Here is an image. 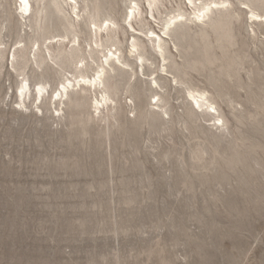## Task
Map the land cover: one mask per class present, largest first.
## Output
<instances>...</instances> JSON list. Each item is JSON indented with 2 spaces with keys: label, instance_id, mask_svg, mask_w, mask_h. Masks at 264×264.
Wrapping results in <instances>:
<instances>
[{
  "label": "rangeland",
  "instance_id": "rangeland-1",
  "mask_svg": "<svg viewBox=\"0 0 264 264\" xmlns=\"http://www.w3.org/2000/svg\"><path fill=\"white\" fill-rule=\"evenodd\" d=\"M55 1L0 0V264H264V0Z\"/></svg>",
  "mask_w": 264,
  "mask_h": 264
},
{
  "label": "bare ground",
  "instance_id": "bare-ground-1",
  "mask_svg": "<svg viewBox=\"0 0 264 264\" xmlns=\"http://www.w3.org/2000/svg\"><path fill=\"white\" fill-rule=\"evenodd\" d=\"M20 2V9H21V12H20V15L23 19L26 18V16L28 17H32V15L36 14L34 13L33 11V5L31 4L30 0H17ZM191 2L190 3H194L193 0H190ZM230 1V0H229ZM63 3L67 4L68 6H70L71 8V12H73L75 14V16L77 18H79L81 16V9H79V4H78V0H62ZM61 1L59 0H56L55 1V4H56V7H58L59 9L63 7V4H62ZM133 2H135V5L133 7H131L130 11H129V17H131L132 19L135 17V19L137 18V15H139L140 13V4L139 2H136L135 0H133ZM147 2H149V5L150 7L152 8L154 5H156V3L158 2V0H147ZM227 1H223V3L225 4ZM220 4V2H215V7L218 6ZM196 5V4H195ZM63 10V9H62ZM79 10V11H78ZM213 12V7L211 6V4H205L202 8H200V11H199V14L196 16L197 20H205L206 18L210 17V14ZM258 12V11H257ZM39 13V12H37ZM183 13V12H182ZM250 13H252V19L253 21H260V22H264V13H256L253 9L250 10ZM37 15V14H36ZM127 15V16H128ZM184 17V15L182 14H178V16H175L173 18H171L170 21H167L165 23V27L168 31H172V28H175L178 23L181 22L182 18ZM69 24L73 27V21H69ZM118 23L116 21H112L110 22V24L106 25V28H104L105 30L107 31H115V25H117ZM130 26L133 27V24L132 22H129ZM102 26L103 25H98L97 23H94V32L96 33V35H99L101 29H102ZM119 26V25H118ZM113 27V29H111ZM120 29V28H119ZM153 36L152 38L150 37L149 40H151V42L155 45L156 48H159L161 51L163 50L164 48V45L162 44V40H163V36L159 33H156L155 31H151ZM166 34L169 35L168 32H166ZM138 34H134V37H133V42H131L130 46L132 47L131 48V51L132 50H138L139 49V43H138ZM155 38V39H153ZM157 39L159 40L158 44H156L157 42ZM61 40H59L60 42ZM74 45L76 44V39H74ZM58 42V43H59ZM63 44V43H62ZM142 44V43H141ZM59 48V47H58ZM141 48V47H140ZM47 49H50V48H47ZM78 48L74 47L73 51L77 50ZM38 50H39V47H38ZM49 52V51H48ZM110 52V51H109ZM111 53V56L114 58L116 56V51H112L110 52ZM14 56H16V54L14 53ZM34 59L36 58V54L35 56L33 57ZM166 60V59H165ZM102 70L100 71H97L96 76L94 77H91V76H85V75H81L80 74V77L81 79L79 81H77V85H79L81 88H84L86 85H90V86H94L95 88L98 87L99 85H101V82H103L102 80V76L101 74L104 73V70H105V66L103 65L102 66ZM155 83L157 84L158 81L155 80ZM38 89H37V93L39 94L40 97H43V95L47 92V89H46V85L45 84H42V85H38ZM75 87L76 86V83L74 81H69L68 84H62V88L59 89L58 88V98L60 97L61 100L64 99V97H67L69 99L70 97V89L71 87ZM33 89V88H32ZM31 91V84H23L22 87H21V97L22 98H26L28 96V92ZM35 91V89H34ZM36 93V94H37ZM107 94L106 95H103L102 96V100L104 101H112V97L110 96V94L108 92H106ZM190 96L192 97L193 101L198 105V107L200 108H204V106H208V107H214L215 105V102H213L206 94V91H200L199 89L198 90H195V89H192L190 90ZM161 97H159V100H160ZM102 100H96V105H97V109H99V104L102 102ZM24 105H25V100H23L22 102ZM158 106H160L158 104ZM217 109V108H216ZM218 111V109H217ZM219 117H217L218 121L219 120H223V116H221L220 114H218Z\"/></svg>",
  "mask_w": 264,
  "mask_h": 264
}]
</instances>
